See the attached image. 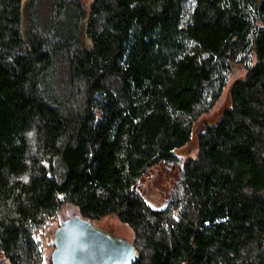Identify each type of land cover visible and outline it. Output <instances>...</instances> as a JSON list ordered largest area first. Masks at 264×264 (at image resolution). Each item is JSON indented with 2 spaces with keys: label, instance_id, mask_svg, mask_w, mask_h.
Listing matches in <instances>:
<instances>
[{
  "label": "trees",
  "instance_id": "trees-1",
  "mask_svg": "<svg viewBox=\"0 0 264 264\" xmlns=\"http://www.w3.org/2000/svg\"><path fill=\"white\" fill-rule=\"evenodd\" d=\"M75 216L130 226L134 264H264V0H0V255L45 264Z\"/></svg>",
  "mask_w": 264,
  "mask_h": 264
},
{
  "label": "water",
  "instance_id": "water-1",
  "mask_svg": "<svg viewBox=\"0 0 264 264\" xmlns=\"http://www.w3.org/2000/svg\"><path fill=\"white\" fill-rule=\"evenodd\" d=\"M52 245V264H134L137 260L132 243L79 216L57 228Z\"/></svg>",
  "mask_w": 264,
  "mask_h": 264
},
{
  "label": "rangeland",
  "instance_id": "rangeland-1",
  "mask_svg": "<svg viewBox=\"0 0 264 264\" xmlns=\"http://www.w3.org/2000/svg\"><path fill=\"white\" fill-rule=\"evenodd\" d=\"M229 92L230 88L225 90L224 94L220 98L219 102L215 105V107L209 113L201 117L195 127L191 142L178 151L179 155H181L182 157H194L197 155L199 151V128L205 123H212L216 121L219 115H221V113L230 106ZM177 180V169H171L165 164H160L157 167L151 169L145 175L141 185V193L153 207L161 209L165 207ZM70 213L71 212L69 210L64 209L61 218L64 219V217H68ZM53 223V227H51L46 233V237L48 239L45 240V264H52L51 256L54 249L52 245L54 237L52 238V236L54 228L58 224L57 221H54ZM93 224L106 233L112 236L121 237L130 243H132L135 239V233L133 229L127 224L121 222L116 216H107L105 218L95 220L93 221ZM0 264H11V262L3 255H0Z\"/></svg>",
  "mask_w": 264,
  "mask_h": 264
}]
</instances>
